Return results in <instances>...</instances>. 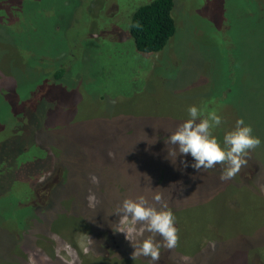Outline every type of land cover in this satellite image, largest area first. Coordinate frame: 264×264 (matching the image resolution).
Wrapping results in <instances>:
<instances>
[{"label": "rangeland", "instance_id": "1", "mask_svg": "<svg viewBox=\"0 0 264 264\" xmlns=\"http://www.w3.org/2000/svg\"><path fill=\"white\" fill-rule=\"evenodd\" d=\"M149 1L0 0V264H149L115 212L157 192L179 242L156 264H264V0H174L143 53ZM190 106L221 116V145L239 118L260 138L233 179L169 157Z\"/></svg>", "mask_w": 264, "mask_h": 264}, {"label": "clouds", "instance_id": "2", "mask_svg": "<svg viewBox=\"0 0 264 264\" xmlns=\"http://www.w3.org/2000/svg\"><path fill=\"white\" fill-rule=\"evenodd\" d=\"M188 113L190 118L170 132L166 140V144L172 146L168 149L169 157L175 162L178 155H190L194 161L191 165L185 159H181L180 163L184 169L191 166L197 174L213 169L217 164L223 165L220 180L233 179L247 164L249 153L261 145L260 138L253 135L251 125L245 124L243 118H239L235 128L224 135L221 145L212 132L222 122L216 111L202 117L201 110L190 106ZM152 200L153 203L150 204L144 195L136 199H124L115 214L122 217V222L127 227L115 231L124 233L126 240L130 242L133 248L131 259L146 257L149 258V264H156L162 247L169 250L177 247L179 229L175 226L176 217L163 201L162 195L157 192ZM138 225L141 226L139 229ZM144 232L151 235L144 238ZM156 236L161 237L162 242H158ZM137 237L140 239L137 240Z\"/></svg>", "mask_w": 264, "mask_h": 264}, {"label": "trees", "instance_id": "3", "mask_svg": "<svg viewBox=\"0 0 264 264\" xmlns=\"http://www.w3.org/2000/svg\"><path fill=\"white\" fill-rule=\"evenodd\" d=\"M173 6L174 0H151L135 9L130 19L129 32L138 51L155 53L165 46L176 30L171 14ZM186 159L191 160L192 157L188 155Z\"/></svg>", "mask_w": 264, "mask_h": 264}]
</instances>
